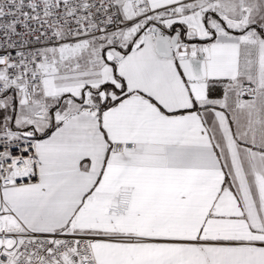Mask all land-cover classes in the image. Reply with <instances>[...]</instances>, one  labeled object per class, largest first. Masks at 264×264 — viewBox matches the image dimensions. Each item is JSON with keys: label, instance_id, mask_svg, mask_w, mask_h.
<instances>
[{"label": "snow or ice", "instance_id": "snow-or-ice-1", "mask_svg": "<svg viewBox=\"0 0 264 264\" xmlns=\"http://www.w3.org/2000/svg\"><path fill=\"white\" fill-rule=\"evenodd\" d=\"M0 264H264V0H0Z\"/></svg>", "mask_w": 264, "mask_h": 264}]
</instances>
